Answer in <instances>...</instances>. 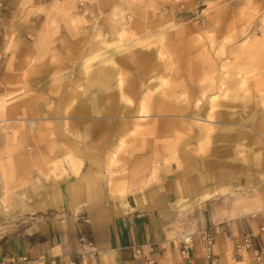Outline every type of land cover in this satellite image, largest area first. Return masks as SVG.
<instances>
[{
  "label": "rangeland",
  "instance_id": "374dc122",
  "mask_svg": "<svg viewBox=\"0 0 264 264\" xmlns=\"http://www.w3.org/2000/svg\"><path fill=\"white\" fill-rule=\"evenodd\" d=\"M156 162L264 218V0H0V243H83Z\"/></svg>",
  "mask_w": 264,
  "mask_h": 264
},
{
  "label": "crops",
  "instance_id": "0c3cea01",
  "mask_svg": "<svg viewBox=\"0 0 264 264\" xmlns=\"http://www.w3.org/2000/svg\"><path fill=\"white\" fill-rule=\"evenodd\" d=\"M140 110L147 113L149 108L141 103ZM207 115L212 117V113ZM206 171L210 173L213 169L210 167L209 172L208 169ZM180 172L174 168L173 163L167 171L168 176L172 177L164 174L163 167L158 162L155 166L145 167L140 172L142 176L141 180L139 178L140 181L130 179L125 183L127 192L122 198H105L103 194L97 193L93 195L91 203L93 218L89 224L91 237L85 239L83 243L75 246L66 244L56 236L55 239L48 236L37 242L30 241L29 235L17 240H7L0 243V264L6 259L8 261L6 264H264V259H257L251 251H247L243 257L234 255L235 244L241 240L243 232L245 230L257 232L264 218L247 219L243 212L227 214L223 213V209L212 208L211 206L217 205H215L217 201L212 200L218 198L213 194L215 190L213 183L217 179L203 170L199 171L196 179L189 178L188 181L182 182L178 176ZM60 177L62 175L58 174V177L53 178L52 184L59 182L60 186L65 183L67 185V178L62 180ZM112 181L111 179L110 182ZM107 185L109 190L112 185L109 181ZM74 192L75 195L70 198L74 203L70 205L79 204L85 195L79 188ZM205 192L210 195L203 197ZM188 198L193 203L191 206L196 208L195 216L184 222L173 223L176 208L184 206ZM5 199H7L5 194L1 192L0 206ZM67 203L69 205L68 201ZM108 206H117L119 210L117 213H109L104 210ZM97 208L99 210L103 208L99 215ZM214 224L221 227L213 247L215 263H211L209 254L198 242L187 256L179 252L182 231L199 230ZM39 227L41 225L36 224L29 229L31 232L28 234L32 235L31 233ZM147 243L153 244V248L151 250L145 248L142 255L135 253L130 247Z\"/></svg>",
  "mask_w": 264,
  "mask_h": 264
},
{
  "label": "built area",
  "instance_id": "2783aa9c",
  "mask_svg": "<svg viewBox=\"0 0 264 264\" xmlns=\"http://www.w3.org/2000/svg\"><path fill=\"white\" fill-rule=\"evenodd\" d=\"M221 231L218 225H210L199 230L185 231L180 235L179 240V252L187 256L189 251L193 249L195 243H200L204 250L209 254L211 263H215V254L213 253V247L216 241V236ZM234 248V255L237 257H243L247 251H251L257 259H264V219L258 226L257 232L252 230H245ZM132 250L142 255L147 248L151 250L153 244L147 243L145 245H130ZM1 264H6L5 260Z\"/></svg>",
  "mask_w": 264,
  "mask_h": 264
},
{
  "label": "bare ground",
  "instance_id": "6f19581e",
  "mask_svg": "<svg viewBox=\"0 0 264 264\" xmlns=\"http://www.w3.org/2000/svg\"><path fill=\"white\" fill-rule=\"evenodd\" d=\"M261 18V17H260ZM119 79V78H118ZM120 80V79H119ZM119 80H118V82H119ZM122 82V81H121ZM121 86V85H120Z\"/></svg>",
  "mask_w": 264,
  "mask_h": 264
}]
</instances>
